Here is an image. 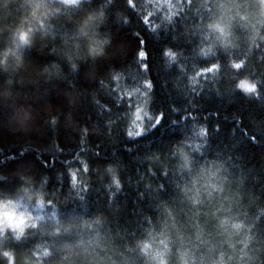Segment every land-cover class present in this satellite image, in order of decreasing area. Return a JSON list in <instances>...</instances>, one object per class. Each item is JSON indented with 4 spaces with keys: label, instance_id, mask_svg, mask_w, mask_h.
Returning <instances> with one entry per match:
<instances>
[{
    "label": "trees",
    "instance_id": "1",
    "mask_svg": "<svg viewBox=\"0 0 264 264\" xmlns=\"http://www.w3.org/2000/svg\"><path fill=\"white\" fill-rule=\"evenodd\" d=\"M218 8L217 0H0V51L31 30L19 63L0 64V203L40 205L50 216L19 239L2 234L0 251L15 264L74 258L55 222L91 227L117 251L115 264H152L143 242L193 240L191 223L216 220L195 216L193 205L209 175L231 193L227 221L242 224L245 264H264V13L228 21L231 45L222 47L208 28L221 20ZM89 15L97 18L85 26ZM214 236L203 243L222 253Z\"/></svg>",
    "mask_w": 264,
    "mask_h": 264
},
{
    "label": "rangeland",
    "instance_id": "2",
    "mask_svg": "<svg viewBox=\"0 0 264 264\" xmlns=\"http://www.w3.org/2000/svg\"><path fill=\"white\" fill-rule=\"evenodd\" d=\"M55 1L63 5H78L83 0H78L77 3H65V0ZM246 1L253 5L249 6V3H245V0H217V5L219 6L218 15L221 17V20L225 24H228L235 19H239V17L242 18L243 16L240 12L244 10L253 9L252 13L255 10L259 12L262 11V6L260 5L262 0ZM262 13L264 12L262 11L260 15ZM263 15H261V17ZM249 16L250 14H247L245 19H249ZM252 17L253 15H251L250 18ZM200 179V185L195 186L193 190V195L196 200V202H193V205L197 210H195V216L199 217L203 215V218L211 216L216 218V220L212 221L211 225H207L206 222H204L200 227L196 222L191 223L188 229L191 233L193 229L195 231V233H193L195 236L193 240H187L186 237H183L182 233V235L176 234L172 238H170V235H166L154 239L152 241L153 255L150 259L154 261L152 264H158L156 253H160V255L167 260V264H245L244 260L246 258L247 245L242 239V231L235 230L231 222H228L227 226L222 225V221L231 220L229 219L231 217L230 214L235 212L233 210V205L229 203L231 201V193L223 190V186L218 187L220 182L222 184V180L217 176L209 175L208 177L205 176V178ZM14 204L15 203L12 205H3L0 203V225H3L5 229H8L17 222L15 216L12 214L13 210L30 216L38 224H41L42 220H46L50 217L45 210L40 209V205L36 207H27L21 204ZM54 225L56 227L65 228L64 232L66 234L64 237L67 241L63 242V249L65 251L68 250L74 256L72 260L65 264H115L110 257L117 255V251L108 249L106 243L91 227L61 226L58 222H55ZM200 228L206 230L211 229L215 236L208 231L200 230ZM176 230L178 229L175 227L169 228L168 234ZM1 236L2 234H0V241L2 240ZM199 236L201 238H199ZM213 236L222 239L220 243L221 247L218 249L219 251L223 249L222 253L217 254L213 252V249H215L214 247L211 245L207 246L203 243V241L213 238ZM229 238L232 239L235 246L229 244ZM227 240H229L228 243ZM237 240H240V242H237ZM237 247H239L240 250H238ZM139 250L142 251L141 246H139ZM195 255H197V258H195ZM25 264L31 263L25 262Z\"/></svg>",
    "mask_w": 264,
    "mask_h": 264
},
{
    "label": "clouds",
    "instance_id": "3",
    "mask_svg": "<svg viewBox=\"0 0 264 264\" xmlns=\"http://www.w3.org/2000/svg\"><path fill=\"white\" fill-rule=\"evenodd\" d=\"M78 0H65V3H77ZM262 3H264V0H262ZM97 17L94 15H89L84 20V25H89L90 22L95 20ZM243 18V17H242ZM209 31L214 34L215 41L220 44L222 47H228L231 45V30L228 24H225L222 20H216L211 22L208 25ZM31 30L28 32H20L16 34L15 40H14V46L12 48H7L3 51H0V64H4L7 62L8 58L10 56L15 57L17 62L19 63L21 57L19 54V49L21 46L28 45L30 43V33ZM243 66V62L234 63L233 67L236 69H239ZM246 91L248 92H255L256 91V84L253 82L248 81L247 82V88ZM111 171V169H109ZM113 182L118 184V177L113 175ZM43 198L37 197V204H43ZM7 210V209H5ZM17 222L14 225H11L8 229H5L3 225H0V234H3L5 231L11 230L16 233V238L19 239L21 235L26 231L27 228H36L38 227V223L33 220L30 216L24 215L19 212H15L13 210L12 213ZM228 221L224 220L222 221V225L227 226ZM232 227L235 230H239L242 227V224L235 223L232 225ZM141 250L145 253V255L149 256L150 258L153 255L152 250V242L145 241L142 243ZM156 258L158 259V264H167V260L160 255V253H156ZM0 256H4L8 260V264H15V255L10 250H4L0 251Z\"/></svg>",
    "mask_w": 264,
    "mask_h": 264
}]
</instances>
